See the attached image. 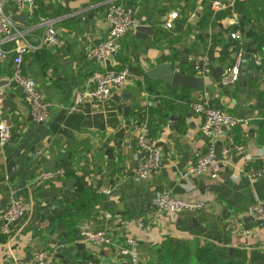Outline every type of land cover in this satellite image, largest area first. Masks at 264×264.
Listing matches in <instances>:
<instances>
[{
  "label": "crops",
  "instance_id": "crops-1",
  "mask_svg": "<svg viewBox=\"0 0 264 264\" xmlns=\"http://www.w3.org/2000/svg\"><path fill=\"white\" fill-rule=\"evenodd\" d=\"M3 1L4 13L13 20L19 18L15 22L30 31L29 40L36 48L33 54L39 52L46 57L43 53H47L44 63L26 62L24 70L52 108L47 123L34 121L22 92L10 82L11 60L0 63V124L12 130L8 145L0 149V216L12 199L28 204L25 217L11 228L10 234L0 232V264L13 258L28 259L39 250L53 254L51 264H128L116 252L117 246L128 238L137 241L143 264H161L160 251L168 239L188 244L193 255L197 247L212 245L225 264H264V229L252 218L254 207L264 206V181H248L244 176L248 168L264 166V77L253 79L254 91L249 93L250 71L245 66L240 81L233 87L221 88L212 74L202 79V90L181 94L188 108L207 89L219 108L254 119L249 128L226 130L217 141L215 150L221 160V172L216 180H181V175L210 144L200 132L202 118L193 114L191 108L184 115L171 116L162 131L151 138L163 154L161 170L144 181L134 178L135 116L157 104L145 91V83L131 82L114 91L109 100L87 99L77 112L67 110L74 96L87 89L95 73L123 70L131 64L147 75L162 64L173 66L179 56L204 49L195 28L203 13L202 0H126L134 10L136 28L124 37L120 52L109 65L88 62L85 53L107 38L105 13L107 5L116 0L101 4H94L93 0H36L38 8L33 13L18 11L13 0ZM235 1L213 0V10L225 14L218 22L219 30L237 24ZM176 11H184L187 18V25L180 32H174L177 19L172 29L166 27ZM56 12L61 14V22H66L65 26L61 22L57 25L58 35L65 43L62 48L41 44L44 28L39 27V22L51 19ZM72 18L75 26L67 23ZM139 26L149 27L151 34L139 33ZM232 63L233 59L215 69L222 67L225 71ZM123 96H128L127 100L120 104L131 108L127 117L118 111L115 101ZM224 149L229 151L227 156L222 155ZM9 158L14 167L8 172ZM67 160L71 161L75 177L66 175L65 179L50 183L38 181L43 170L65 168ZM68 180L73 184L68 185ZM79 183L98 196V205L96 213L84 217L74 238H69L71 232L56 218L78 199ZM158 192L201 202L205 208L156 214L154 199ZM138 218L145 222L144 228L137 225ZM81 227L106 229L112 234L114 245L97 248L83 243ZM190 264H197L194 257Z\"/></svg>",
  "mask_w": 264,
  "mask_h": 264
},
{
  "label": "built area",
  "instance_id": "built-area-1",
  "mask_svg": "<svg viewBox=\"0 0 264 264\" xmlns=\"http://www.w3.org/2000/svg\"><path fill=\"white\" fill-rule=\"evenodd\" d=\"M18 11L28 10L33 13L38 4L36 0H13ZM6 2L0 0V63L11 60L13 73L10 82L15 85L23 94V98L29 107V112L34 121L45 124L50 120L52 104L38 89L35 80L24 71V57L35 51V46L29 40L30 31L21 27L4 13ZM106 22L108 24V36L99 42L95 47L88 49L85 53V60L88 62L104 63L111 56H116L121 49V42L124 37L136 28L134 10L127 5L126 0H116L107 5ZM177 14L171 16V21L166 24L168 29L173 28V22L177 19ZM62 18L41 19L39 27L44 28L41 44H48L56 48H62L64 41L57 32V25ZM231 39L241 41L242 36L239 31L231 34ZM230 53L235 56L233 65L223 71L219 80L221 88H230L238 84L243 70L246 66L245 56L247 52L244 48L237 52L230 48ZM187 62L192 66L194 75L205 80L211 77L215 69L209 52L204 54H190ZM179 63H177L178 65ZM257 67L261 66L259 60ZM131 82L144 83V76L133 74L128 68L120 71L106 69L95 73L89 80L86 90L78 92L74 96L68 111L75 113L81 104L87 99L95 101H105L112 98L113 92L126 88ZM193 114L202 118L200 132L209 139L207 151L197 157L190 168L181 175L182 181H189L196 177H209L216 180L221 172V160L216 154V143L226 130L236 128H249L254 123V119L240 115L230 114L219 108L213 102L210 92L204 89L197 101L191 104ZM264 122V118L262 119ZM135 143L137 148L136 169L134 178L137 181H144L155 176L162 168V151L155 145L150 136V127L147 121L136 123L134 127ZM12 137V130L4 123L0 124V149H4ZM229 151L224 149L223 156H227ZM67 175L65 168L43 170L38 181L50 183L65 179ZM248 181H264V166L250 167L244 172ZM154 205L156 214H175L182 211L197 212L202 211L205 206L201 202H194L176 198L168 192H158ZM28 204L25 201L12 199L9 201L0 216V232L8 236L11 228L21 221L27 212ZM106 216L110 217L109 214ZM254 222L264 229V206L259 204L252 212ZM140 228H144L145 222L138 218L135 220ZM80 239L83 243L90 244L97 248L114 245V238L106 229H91L89 227L79 228ZM116 252L119 257L126 259L128 264H143L141 254L134 238H128L124 244L117 246ZM53 254L48 250L33 252L28 259L13 258L3 264H51Z\"/></svg>",
  "mask_w": 264,
  "mask_h": 264
},
{
  "label": "trees",
  "instance_id": "trees-1",
  "mask_svg": "<svg viewBox=\"0 0 264 264\" xmlns=\"http://www.w3.org/2000/svg\"><path fill=\"white\" fill-rule=\"evenodd\" d=\"M106 1L93 0V3L101 4ZM212 5L213 0H202L201 6L203 7V13L197 19L195 28L199 32L198 39L204 44V49L202 48V50L197 51L195 54L209 52L215 66H223L224 62L232 60L233 54L230 53V48H234V51L237 52L241 48L247 50L248 45L252 44L257 54L252 60L246 62V67L250 71L248 90L249 93H252L254 91V86L252 85L253 79L264 77V0H236L233 10L237 15V24L225 30L218 29V22L225 17L224 12H215ZM176 12L178 17L175 22L174 32H180L187 25V18L184 16V11ZM60 17L61 14L56 12L51 16V19ZM70 21L67 23H72L75 26V19L72 18ZM65 24V21L60 23L61 26H65ZM236 31L241 33V41L231 39V34ZM43 55H46V57L41 56L39 52L36 54L30 53L24 57V63H33L34 60H37L38 63H44L47 58V53L45 52ZM188 55L190 53L179 56L176 58L174 65L171 66L174 70L181 71L186 76L195 74L192 66L187 62ZM257 60L261 62L260 67L255 65ZM177 63L179 64L177 65ZM127 68L134 74L144 76L145 91L157 103L156 106L152 107L151 105L147 110L145 109V111L139 112L135 116L137 123H141L142 121L148 122L151 138L162 131L163 127L169 123L171 116L184 115L187 109L191 108V104L194 103L188 104L187 108L184 97L181 95L190 93V90L179 89L175 86L165 85L160 81L151 80L145 73L132 67L131 64H128ZM120 69L122 68L116 71H120ZM64 163L67 178L75 177V171L71 161L67 160ZM77 191L79 194L78 199L71 203L62 213H59L56 218L62 227L71 232L69 238H74L76 227L84 217L96 213V207L98 205V196L81 183L77 185ZM160 253L161 264H190L192 257L196 259L197 264H225L220 262L214 247L209 244L197 247L193 255L188 244L168 239L163 244ZM227 264L247 263L239 261Z\"/></svg>",
  "mask_w": 264,
  "mask_h": 264
},
{
  "label": "water",
  "instance_id": "water-1",
  "mask_svg": "<svg viewBox=\"0 0 264 264\" xmlns=\"http://www.w3.org/2000/svg\"><path fill=\"white\" fill-rule=\"evenodd\" d=\"M19 18H14V21H19ZM137 31L139 33H146V34H151V29L149 27L145 26H139L137 27ZM138 33V35H140ZM144 37V36H142ZM252 44H249L247 47V55L245 56L246 61H250L253 59V57L257 54V51L254 50ZM232 59L235 60V56H232ZM114 56H111L106 63L109 65V62H113ZM223 69L222 67H218L214 70L213 76L216 80H220L221 76L223 75ZM147 76L151 80H158L161 81L165 84L175 86L179 89H188V90H202L204 87V83L201 78L199 77H192V76H186L184 75L183 72L181 71H175L172 69L168 64H162L149 72H147ZM128 96H123L122 98H115V101L117 104H119L118 111L123 114L125 117L129 114V111L131 108L129 106H124L120 104L121 101H126ZM172 120H175V118H172ZM7 163L9 164L8 166V172L10 171L11 168L14 167L12 158H9L7 160ZM11 164V165H10ZM68 185L73 184L72 180L67 181Z\"/></svg>",
  "mask_w": 264,
  "mask_h": 264
}]
</instances>
